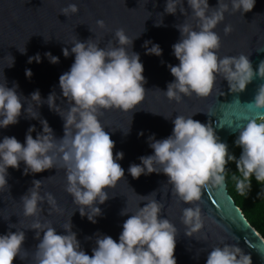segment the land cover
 Wrapping results in <instances>:
<instances>
[{
  "label": "clouds",
  "instance_id": "9594fccd",
  "mask_svg": "<svg viewBox=\"0 0 264 264\" xmlns=\"http://www.w3.org/2000/svg\"><path fill=\"white\" fill-rule=\"evenodd\" d=\"M187 3L196 25L188 22L176 25L181 38L173 45V50L179 64L168 65L175 79L167 85L164 94L177 102L181 101L182 95L208 97L217 90L219 77L228 82L231 92H243L257 76V70H254L249 56L243 53L221 58L222 41L214 29L225 19V13L243 15L254 8L256 0H230V4L218 0L214 8H210L209 0H187ZM183 5L184 0H167L164 12L175 14L179 6V11L188 17V10ZM78 12L75 3L61 9L66 16ZM96 23L100 28L106 26L103 19ZM162 24V18L161 22H156V26ZM232 31L231 24L225 26V35ZM115 38L119 46L110 42L109 46L102 48L89 38L87 41L75 39L71 50L68 47L62 49L65 57L75 54L70 70L59 77L62 96L71 105L65 111L55 105V91L46 101L39 90L28 99L18 94V85L8 87L6 80L0 83V128L18 123L22 111L31 118L40 119L39 112L31 115L29 106L24 109V100L36 101L37 105L46 102L64 120V135L59 139L46 119H40L43 131L35 138L32 133L36 126L29 127L26 143L22 144L15 136L3 138L0 142V191H10L8 168L19 169L21 161L25 164V175L62 168L66 170L65 190L73 197L80 215L97 222L96 217L102 215L98 204H104L110 198L107 189L114 188L125 178V169L117 162L124 158V153L114 151L116 142L105 131L99 117L103 115V109L133 112L145 98L147 82L140 54L129 51L134 39L126 35L123 28L115 31ZM143 47L148 55L163 53L160 45L150 40L145 41ZM18 50L26 53V47ZM45 55L51 63H59L60 58L51 52ZM11 57L12 63L7 67L14 64V57ZM33 61L42 62L39 53L29 57V63ZM32 75V70L26 69V76L31 78ZM258 75L264 79V61L259 64ZM251 103L264 109V83L258 86ZM192 116L177 115L173 132L167 138L158 140L155 134L149 136V146L154 154L141 156V163H133L128 169L134 179L153 172L165 174L167 184L172 185V195L185 204L194 205L182 210L181 222L186 226L188 237L203 228L198 203L202 199V190L209 186L221 189L225 186L224 173L229 161L236 163L239 175H233L232 179L241 196L251 190L253 177L264 186V115L237 128L235 144L242 149L238 159L229 153L228 145L220 140L211 121L202 123ZM129 132L130 128L124 133ZM41 183L42 180H34L33 186L20 198L25 217L39 216L41 202L45 199L53 209L60 211L51 193H39ZM258 195L264 197V187ZM141 197L148 203L139 206L124 221L119 242L111 236L97 234L92 255L81 249L77 233L72 230L71 218L63 225L67 234H58L51 221L35 220L30 228L37 230L35 238L39 243L31 255V264H177V226L168 218H161L164 205L156 200L155 191ZM127 214L125 207L121 215ZM21 229L0 235V264H14L17 256L22 260L29 257V251L23 247L26 235ZM221 243L222 246L217 245L208 253L206 264H252L251 254H246L238 244L224 243L223 240Z\"/></svg>",
  "mask_w": 264,
  "mask_h": 264
},
{
  "label": "water",
  "instance_id": "95a60500",
  "mask_svg": "<svg viewBox=\"0 0 264 264\" xmlns=\"http://www.w3.org/2000/svg\"><path fill=\"white\" fill-rule=\"evenodd\" d=\"M166 2L167 0H0V83L6 80L8 87L18 85L17 92L22 97L30 99L31 94L39 90L42 99L46 101L49 94L55 91V105L61 111L70 108L71 105L62 96L59 77L70 70L75 54L65 57L62 49L68 47L71 50L75 39L87 41L89 38L98 42L102 48L109 46L110 42L119 46L115 38V31L119 28H123L126 35L134 39L129 51L140 54L144 65L143 75L147 81L145 98L133 112L115 108L103 109V115L99 117L105 131L116 142L114 151L124 153V158L117 162L125 169V178L114 188L107 189L110 198L104 204H98L102 215L96 217V223L89 221L87 216L80 215L73 197L65 190V169L54 167L25 175L23 161L19 169L8 168L10 191H0V235L22 228L26 235L23 247L29 251L28 258L22 260L17 256L14 264H31V255L39 243L35 238L37 230L30 228L35 220L51 221L58 234H67L63 225L71 218L72 230L77 233L81 249L92 255V249L96 246V235H108L119 242L124 221L139 206L143 207L148 203L142 201L141 196L154 191L156 200L164 205L161 218H168L178 229L175 250L177 264H206L208 253L215 246H222V240L224 243L238 244L246 254H251L252 264H264V237L237 205L229 192L227 180L222 189L209 186L202 190V199L198 203L201 207L203 228L188 237L185 234L186 226L181 222L182 210L194 205L185 204L172 195V185L167 184L168 178L165 174L153 172L134 179L128 172L133 163H141V156L154 154L149 146V136L155 134V138L159 140L172 134L173 121L177 115L188 117L196 113L192 116L193 119L202 123L211 121L220 140L226 144L230 136L237 133L239 126L264 115V109H258L251 103L258 86L264 83V79L258 75L259 64L264 61V0H256L254 8L243 15L239 12L225 13V19L214 29L222 41L219 56L223 58L241 53L248 55L254 70H257L255 79L243 92L233 93L228 82L219 77L217 90L212 95H182L180 102L169 100L163 92L175 79L168 65L179 64L173 50V45L181 38L176 25L188 22L195 26L196 20L191 17L192 9L187 0H184L183 6L188 10V17L179 11V6L175 14L165 13ZM225 2L230 4V0ZM69 3L77 4L79 12L70 16L61 13V9ZM217 5L218 0H209L210 8ZM161 18L163 24L156 26ZM100 19L105 22L104 28L96 23ZM228 24L232 25L233 31L225 35L224 28ZM137 36L139 37L136 38ZM44 37L50 40L46 41ZM148 40L160 45L162 55L146 54L143 45ZM24 47L26 53H21L18 49L23 50ZM47 52L58 56L59 63H51L45 55ZM37 53L40 54L42 62L29 63V57ZM10 54L14 57V64L7 67L12 63ZM26 69L32 70L31 78L26 76ZM23 103L24 109L30 107L31 115H38L39 112L40 119L48 121L57 139L63 137L64 120L46 102L37 105L36 101L24 100ZM40 119L31 118L26 111H22L18 123L0 128V142L5 136H15L22 144L26 143V134L32 125L36 126V131L32 133L35 138L43 131ZM129 128L130 132L125 134ZM34 180H42L39 193H51L60 211L53 209L45 199L41 202L39 216L23 215L20 198L33 186ZM125 207L129 214L121 215ZM11 225L15 227H10Z\"/></svg>",
  "mask_w": 264,
  "mask_h": 264
},
{
  "label": "trees",
  "instance_id": "16d2710c",
  "mask_svg": "<svg viewBox=\"0 0 264 264\" xmlns=\"http://www.w3.org/2000/svg\"><path fill=\"white\" fill-rule=\"evenodd\" d=\"M238 132L230 136L227 142L229 153L239 158L242 149L235 144ZM233 175H239L236 163L229 161L226 165L225 176L228 183V189L237 205L242 209L246 218L255 227V229L264 237V197H259V193L262 190V186L252 178V187L249 192H246L244 196H241L236 189V182L232 179Z\"/></svg>",
  "mask_w": 264,
  "mask_h": 264
}]
</instances>
